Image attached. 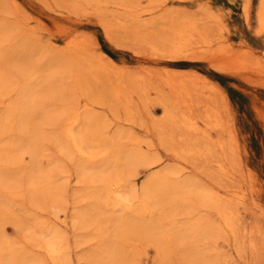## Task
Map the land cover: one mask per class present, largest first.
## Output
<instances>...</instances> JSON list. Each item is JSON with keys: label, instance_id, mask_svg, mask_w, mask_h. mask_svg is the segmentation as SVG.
Here are the masks:
<instances>
[{"label": "rangeland", "instance_id": "1", "mask_svg": "<svg viewBox=\"0 0 264 264\" xmlns=\"http://www.w3.org/2000/svg\"><path fill=\"white\" fill-rule=\"evenodd\" d=\"M260 2L0 0V75L9 80L0 94V115L13 112L2 124L16 143L27 132L18 111L25 101L33 102L27 126L39 141L37 152L23 150L20 161L8 166L6 181L0 179V198L11 202L10 212L0 216V237L14 243L3 260L16 246L14 264H57L43 248L26 243L32 215L65 236L67 264H201L190 255V244L173 234L160 252L152 235H143L132 249L117 243L119 254L110 258L118 212L102 205L96 217L85 216L78 157L64 154L58 138L71 119L83 126L91 118L99 129L90 133L103 132L125 148L162 158L157 165L136 167L139 186L166 167L180 168L178 178L191 175L212 189L228 214L201 210L214 227L209 258L215 256L218 264H264ZM28 83L33 101L26 95ZM3 135L0 157L8 151ZM57 160L65 181L60 204L33 202L31 181Z\"/></svg>", "mask_w": 264, "mask_h": 264}, {"label": "bare ground", "instance_id": "2", "mask_svg": "<svg viewBox=\"0 0 264 264\" xmlns=\"http://www.w3.org/2000/svg\"><path fill=\"white\" fill-rule=\"evenodd\" d=\"M246 11L248 12V10ZM258 17L261 24H264V0L260 2ZM180 33L183 34V32ZM175 51V54L179 53V51L178 53L177 50ZM180 52L183 53L184 49L180 50ZM8 83L9 80L1 74L0 94ZM24 87H26L27 97L29 96L30 101H33L34 97L30 93L31 91H29L32 87L31 83L24 85ZM26 103L25 101L21 111H18V115L22 127L25 128L26 125L27 132H24L23 135H18L16 143L14 139H11L9 127L2 124L4 119L12 118V109H7L0 115V124L5 126L2 129V125H0V134H5L3 135L6 143L5 148L8 150L5 155L3 154L0 157V160H2L0 179H3V181H6L4 177H8L9 171L7 170L10 168L8 166L11 163H18L20 161V155L23 150L38 151L36 144L38 145L39 141L35 137L36 132H31L27 126L29 124L28 120H31L30 118L32 117L31 112L33 110H31V107H33V102L29 106ZM95 128L98 131L99 124L91 120V118L83 126H80L77 118H74L67 123L63 137L58 136V138L64 154L70 158L78 157L76 160L80 176L79 182L83 184L84 189V192L80 194L88 202L85 216L96 217L98 209L102 205H110L113 210L115 209L118 212L116 217L118 234L117 239L111 243L113 248H110L108 252L110 258L114 254L116 256L119 254L117 243L131 248L132 241L140 239L143 235L148 237L152 235L151 239L154 238L158 242L159 247L157 251L160 252L162 242L164 243L166 236L173 234L183 242L190 244V255L196 262L201 264H218L215 256L208 257L211 252L207 250V247L212 242L214 227L209 225L206 214H203L201 210L203 208L214 207L216 211L225 217L228 213L219 204V198L212 192V189L191 175V177L187 175L188 177L178 178L180 168L176 170L171 168L166 169V167L165 170L157 171L147 177L139 186L138 170L136 167L139 165H157L161 163L162 158L150 157L141 153L140 149L136 147L125 148L122 146L123 144L118 143L117 139L108 137L103 132H89V130H95ZM184 151L178 154L182 155V153L189 152L188 149ZM133 167L136 169L133 170ZM63 171L57 160L51 168L43 172L39 180L31 181L30 198L33 202L37 203L42 200L59 202L65 188V181H61L60 178ZM193 199L195 202H192ZM9 200L10 198L8 197L0 198V216L10 212L11 202ZM83 215L80 216L83 217ZM178 217H181V220H178ZM18 221L20 222V219ZM74 221L76 224L78 220ZM78 223L80 226L83 225L82 221H78ZM27 225L28 233L24 235L26 243L28 242L33 246L43 248L57 264H67L69 256L65 236L60 234L59 228L56 225L51 224L48 220H40V218L32 215H30ZM127 227L132 230H126ZM133 230H136L137 233ZM157 230L159 233H157ZM142 231L143 234L141 235ZM10 244L14 243L11 240L0 237V264H14L12 256H14V250L17 249L16 246L11 247L12 251L9 252V258L3 260L4 252L9 250ZM22 254L24 255V253ZM31 261L34 262L33 259Z\"/></svg>", "mask_w": 264, "mask_h": 264}]
</instances>
